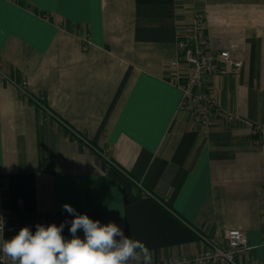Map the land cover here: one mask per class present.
I'll use <instances>...</instances> for the list:
<instances>
[{
    "label": "crops",
    "instance_id": "1",
    "mask_svg": "<svg viewBox=\"0 0 264 264\" xmlns=\"http://www.w3.org/2000/svg\"><path fill=\"white\" fill-rule=\"evenodd\" d=\"M196 7L211 50L242 61L211 78V94L246 122L204 127L177 112L189 67L167 62ZM250 122L264 124V0H0V218L16 226L9 239L71 221L67 203L145 242L152 261L192 255L206 237L238 228L249 245L239 262L264 264V137ZM64 123L91 146L73 143Z\"/></svg>",
    "mask_w": 264,
    "mask_h": 264
},
{
    "label": "built area",
    "instance_id": "2",
    "mask_svg": "<svg viewBox=\"0 0 264 264\" xmlns=\"http://www.w3.org/2000/svg\"><path fill=\"white\" fill-rule=\"evenodd\" d=\"M205 26L203 9L193 8L189 24L177 32V55L167 62L172 67H176L179 63L189 67V72L179 81L181 98L177 105V112L188 111L192 121L204 127H210L215 123L231 125L236 122H246V119L235 111L217 106L211 94L209 89L211 78L218 73L238 72L242 61L232 57L227 49L212 51ZM35 101L42 105L39 99L35 98ZM43 108L49 115L57 118L45 106ZM64 125L73 143H79L83 147L91 146L88 139L77 130L66 123ZM250 125L255 133L264 137L263 123L250 122ZM1 179L0 175V182ZM257 194L264 203V182L258 188ZM2 223L3 237L7 240L16 226L0 218V224ZM205 242L206 246L192 255L161 257L153 260L152 264H206L215 261L241 264L238 257L249 248L245 233L238 228L227 229L223 239L206 237ZM0 264H11L10 259L2 251H0Z\"/></svg>",
    "mask_w": 264,
    "mask_h": 264
},
{
    "label": "clouds",
    "instance_id": "3",
    "mask_svg": "<svg viewBox=\"0 0 264 264\" xmlns=\"http://www.w3.org/2000/svg\"><path fill=\"white\" fill-rule=\"evenodd\" d=\"M62 211L73 219L59 226L37 224L34 234L25 226L7 240L0 224V251L11 264H152V252L146 243L125 235L115 223L102 225L67 203L62 205ZM67 224L70 240L62 236ZM79 230H83V239L77 235Z\"/></svg>",
    "mask_w": 264,
    "mask_h": 264
}]
</instances>
